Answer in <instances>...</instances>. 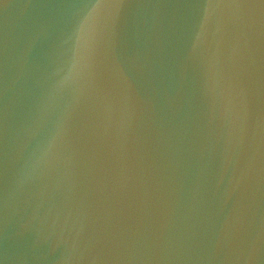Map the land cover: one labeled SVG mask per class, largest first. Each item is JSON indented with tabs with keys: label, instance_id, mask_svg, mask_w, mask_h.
I'll return each instance as SVG.
<instances>
[{
	"label": "clouds",
	"instance_id": "obj_1",
	"mask_svg": "<svg viewBox=\"0 0 264 264\" xmlns=\"http://www.w3.org/2000/svg\"><path fill=\"white\" fill-rule=\"evenodd\" d=\"M0 9L17 15L12 2ZM163 15L139 0H82L38 63L24 26L6 27L15 95L0 112V232L26 246L9 259L264 264V0L172 13L188 43L166 116L154 52L139 46Z\"/></svg>",
	"mask_w": 264,
	"mask_h": 264
},
{
	"label": "water",
	"instance_id": "obj_2",
	"mask_svg": "<svg viewBox=\"0 0 264 264\" xmlns=\"http://www.w3.org/2000/svg\"><path fill=\"white\" fill-rule=\"evenodd\" d=\"M4 2H12L17 9V15L10 18L0 9V39H2L6 27L22 24L29 37L34 41L30 60L33 63H38L43 54L56 42L68 14L82 3V0H0V5ZM139 2L160 5L166 13L160 18L151 39L146 38L139 42L140 47L150 46L154 52L155 92L160 97V105L166 116L167 106L164 102V96L165 92L171 93L175 86V58L177 53L183 51L188 43L186 32L179 27L178 20L172 13L185 5L204 4L207 0H139ZM20 13L26 14L21 17ZM5 75L6 65L2 48H0V112L15 95L12 91L5 95ZM22 85L23 82L17 86L18 92ZM148 91L151 93L152 88L149 87ZM16 103L22 107L26 103V93L17 96ZM187 168L188 187L191 191L197 171V161L194 156L189 157ZM25 253L26 246L23 242L12 244L0 232V264H24L23 260H12L9 257H23Z\"/></svg>",
	"mask_w": 264,
	"mask_h": 264
}]
</instances>
